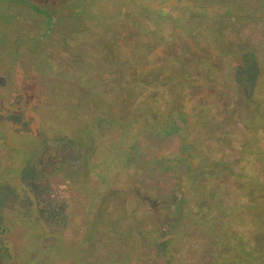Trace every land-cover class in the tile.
Here are the masks:
<instances>
[{
  "label": "rangeland",
  "instance_id": "rangeland-1",
  "mask_svg": "<svg viewBox=\"0 0 264 264\" xmlns=\"http://www.w3.org/2000/svg\"><path fill=\"white\" fill-rule=\"evenodd\" d=\"M4 1V5L14 4L13 10L18 11L16 7H20V0ZM38 1L41 0L36 2ZM42 1L56 6L61 4V0ZM150 1L154 5L160 2ZM176 1L185 4L187 0H169L170 3ZM201 2L212 4L215 8L217 16L214 20L215 24H219L217 27L205 31L204 24H196V33L190 34L185 24L189 23L191 17L185 16L180 20H183L182 24H178L176 28L172 26L171 19H163L165 31H170L167 30L170 27L175 28L178 33L175 38L177 44L168 51L155 34L148 38L145 33H138L131 20L125 18L122 23L117 22L114 26V35L109 32L110 39L106 42L110 56L108 58L111 63L130 60L132 65L128 63L127 69L132 73V77H136L134 82L141 83V87L149 95L151 91L159 90L157 97L170 93L175 100L181 101L180 95L185 96L196 87L204 98H212L209 102L219 103L216 93L214 94L211 86L207 85L209 81L195 75L194 72L197 71L190 70L187 74L180 72L178 61L170 59L172 55L179 61L188 57L194 59L192 64L195 65L199 49L205 46L209 51L208 60L212 61L215 68L199 61L201 67H209L216 77L215 87L219 86L226 92V95H221L224 104L229 102L230 106L240 105L244 124L257 132L243 135L247 145L243 146L240 142L235 144L242 145L246 150L243 154L253 159L251 162L261 165L262 161L255 155L261 156L264 153L261 152L264 151V43L258 44L256 40L251 39L250 43L242 44V50L237 46L231 48L236 40L234 29L245 30L241 22L233 21L231 15H243L251 10L249 8L254 4L246 0L196 1L197 4ZM141 3L144 8L149 6L146 5L147 0H141ZM3 4H0V9L4 8ZM9 17V14H3L0 20V33L4 32V36L9 30H13L8 28L12 26H7ZM18 19H14V23H17ZM12 28L17 31L15 26ZM17 28L19 29V26ZM133 30L143 36L137 40L132 35ZM72 46V49H78L81 55L88 58L99 57V49L90 35L85 38L81 36V40L72 42ZM145 46L151 47L147 53V50L142 52ZM248 52L252 56L251 60L247 57L249 61L243 59ZM64 64L69 68L65 69L64 73L69 75L73 67L67 62ZM61 73L59 72L60 75ZM18 76L14 91L10 90L5 94L4 82L1 84L2 88L0 87V126L12 140L9 148L0 140V222L10 221L14 227L3 236L11 249V258L5 259L3 264H264V252L261 250V247L264 248V188H260L264 187L261 186L263 182L256 184L259 188L249 199H239V195L246 197L245 191H250L249 184H245L246 179L243 178L241 181L229 179L232 184L228 182L227 189L224 184L213 194L215 184L221 182L212 175V168L216 163L210 165L209 157L205 155L207 142H202L201 146V143L189 140L195 126L190 123V126L186 124L184 127L183 115L179 117L178 114L165 110L160 113L171 116L169 119H162L158 115L147 116L146 123L151 124L154 129L141 133L145 128L144 124L133 122L130 125L131 137L128 138L126 129L102 118V114L106 113L104 112L95 118L91 129L88 128L92 131L85 133L81 138L73 132L87 127L85 118H79L77 122L69 119L71 121L67 125L60 116L73 113L81 106L98 105L100 111L109 109L110 114L116 118L119 114L116 109L120 111L116 103L121 93H111L114 88H106L103 83L98 84L95 81L96 83H90L92 87L82 91V96L73 86V78L70 77L60 79V83L49 82L47 85L42 81L47 78L41 76L34 75L33 79L25 81ZM17 78L21 88H18ZM2 79L0 77L1 81ZM233 79L243 84H237L233 89L229 87L227 91L226 86L231 84ZM53 84L55 86H49ZM94 93L107 104L96 101ZM185 100V109L194 103L204 107L202 102ZM244 103L251 106L243 107ZM224 104L221 103V109ZM225 107L227 108L226 105ZM153 109L167 108L155 102ZM204 109L208 110L206 107ZM121 128L124 133H121ZM137 132L140 135H137ZM199 133H207L210 137L214 132L207 127ZM54 138L57 139L56 142L52 141ZM70 142L78 145V154L68 157L59 175L48 177L38 170L32 171L38 169L37 165L45 146L50 145L55 149L59 145L67 146ZM186 145L196 153H201L203 148L201 156L205 162H201V156L198 155L200 161L195 163L196 159ZM260 145L262 147H259ZM123 151L124 154H119ZM116 156L114 165H123L129 171H136L137 175L134 172L132 175V184L128 180V187L124 177L116 179L118 171L122 168L105 169V165L111 164V158ZM228 157L230 158L229 155ZM237 168H240L239 172L243 175L247 174L245 169L238 165ZM104 170L110 183L103 184ZM184 172L190 176L193 172V187ZM78 174L80 180H73L72 177ZM180 177H183V180ZM258 179L264 180L263 177ZM235 185L240 186L238 191ZM107 186L111 190L106 189V192L117 188L115 192L119 194L108 196L104 208L98 199L101 193L105 194L104 188ZM180 186L185 191H177ZM251 187L253 189L254 185ZM20 188H23L26 194L20 192ZM177 192H180L177 200L185 201H176L177 204L175 202L169 207L167 198L172 199ZM202 202L205 205L200 207L199 203ZM59 204H65L67 212L63 214L60 224H55L53 211ZM164 207L167 211L170 210L167 216L174 217V223L181 221V225H178L179 230H175L170 242L159 243L156 239L158 235L152 234L160 228L162 230L163 226H167L166 231L170 228L168 221L164 222ZM199 207L204 211H199ZM196 211L204 212L203 216L211 213L212 220L201 222L205 217L198 216L194 213ZM195 214L200 220L193 217ZM219 218L221 221L227 219L221 229L226 233L223 238L217 237L219 233L215 232ZM209 226L213 233L208 232ZM177 231H185L188 238L184 240L182 236L183 239H180L176 235ZM145 236L149 242L145 240ZM199 237L203 241L192 240H198ZM221 246L225 247L221 250ZM251 248L254 250H250Z\"/></svg>",
  "mask_w": 264,
  "mask_h": 264
},
{
  "label": "trees",
  "instance_id": "trees-1",
  "mask_svg": "<svg viewBox=\"0 0 264 264\" xmlns=\"http://www.w3.org/2000/svg\"><path fill=\"white\" fill-rule=\"evenodd\" d=\"M36 1L37 0H20V7L17 5L16 9H18V11H16L15 14L12 12L14 7L10 8L6 5V7L0 9V20L2 19L3 14H9V12H12L9 14L10 18L12 19L9 18L8 22H11L10 26H15V29H17V31H15L14 28L8 27L14 31L9 30L5 36L3 35L4 32L0 33V77L3 78L2 81L0 80V87L2 88L1 84L4 82L3 87L6 88L5 94L14 89L15 80L19 74L21 75H19L18 78H23L24 81L33 79L35 76L47 78L42 80L43 83L46 82L45 84L47 85L49 82L60 83L62 82L60 79H63L64 77H70V79L73 78V86H75L77 88V92L81 94L83 90H88L90 87H92L90 83L98 82L99 84V82H101V84L103 83L106 88H114L111 90V93L113 91H118V94H122L118 95V100L116 103L117 108H119L120 111L118 112V109L113 107V109H116L117 113L119 114H117V117L115 118L110 114L109 109L100 111L98 105H96L95 107L81 106L79 110H75L73 113H68L65 116L61 115L60 119L62 118L65 120L67 125H69L71 120L73 122H77V119L85 118L84 120L87 122V127L76 129L73 132L75 136L81 137L85 133L92 131L88 129L92 125V122H94L95 118L99 117L100 114L106 112L102 114V118L104 120L107 119L108 121L115 122L117 125L119 124L124 130L126 129V132L129 133L128 138H130V134L132 133L130 125L133 122L136 124L139 123L140 125L144 124L145 128L141 130V133H146L147 131L154 129L152 128L151 124L146 123L147 116L152 115V117H154L155 115H158L162 119L167 117L169 119L171 116L161 114L167 110L168 113H176L179 115V117L183 115V126L186 124L190 126V123L194 124L195 127L192 129L189 140L196 141V143H201V146L203 145L202 142H207L208 149L205 151V155L209 157L210 165L216 163L215 167L212 168V175L215 177V179L221 180L220 184H215L214 189L212 190L213 194L224 184L227 189L228 182H230L228 181L229 179L233 181H241L243 178L246 179L245 184H249V193L245 191L246 197L242 195L240 197L239 195V199L242 197V199H249L251 195L253 196L255 191H257L259 188V186H257L258 182H263L261 186H264V180L258 179V177L264 178V153L263 155L261 154V156L255 155L259 156L258 159L262 161L261 165H257L256 163L251 162L253 159L247 157L248 155L243 154L246 150L242 147V145L235 144V142H240V144H243V146L247 145V143L245 144L244 142V136L249 134V132L252 134H256L257 132L251 128L249 129L248 125L246 126V124H244L243 112L239 110L240 105L232 104L230 106L229 102L224 104V100L221 99V95H226V92L219 86H217L218 88L215 87L216 77L213 75L209 67H201V63L199 61L208 64L213 69L215 68V65L212 63V61L208 60L209 51L205 46H202V48L199 49V56L196 58V61H198L195 63V65L192 64V60L194 59L188 57H184L181 61H179L178 58H175L172 55L170 56V59H172V61L173 59L178 61V69L180 72L187 74L190 70L197 71L194 72L195 75L198 77L201 76V78H203L205 81H209L207 82V85L211 86L214 94L216 93V97H218V100H220L218 101L219 103L216 101L209 102L212 98L207 99V96L204 98L203 95L200 94V91L198 92L196 87L193 92L185 94V96L184 94L180 95L181 101L175 100V98H173L170 93L166 94L167 92L165 93L166 95H164V97H157L156 93H159V90L151 91L149 95L143 90L141 83L134 82L136 77H132V73L127 69L128 63L129 65H132L130 60L127 62L119 61L117 63H111L109 60L110 58H108L110 56L106 42L110 39L109 32H113V35L115 34L113 28L117 22L122 23L125 18H129L133 27L138 29V33H145L148 38H151V35L155 34V37L159 40H162V43H164L165 47L169 51L175 47V43L177 44V40H175V38L177 37L178 33L175 28L178 24H182L183 20L181 22L180 20L185 18V16L191 17L189 23L185 24L188 26L190 34L196 33L198 27L196 24H204L205 31L212 30L213 27H217L219 25L215 24L216 21L214 18L217 15L215 14V8L212 7V4L209 5L207 2H201L197 4V0H187L189 2L186 1L185 4L180 3V1L170 3L169 0H157L160 2L157 3L158 5H154L150 0H147L146 5L149 6L144 8L141 0H68V2L61 0V4L57 6L52 5L48 1L44 2L41 0L38 1V3ZM246 1L254 4L252 8H249L251 10L247 12L245 11L246 13L243 15L241 13H234L231 15L235 23L241 22V24L245 27V30L243 29L242 31H240L239 28L234 29L233 33L235 34L236 40H234L233 47L231 48L237 46L242 50V47H244L245 44L250 43L251 39H253V41L256 40L258 44L264 43V35H262V31H264V0ZM204 12L207 14L205 15ZM15 17H18L19 19ZM14 19H18L16 20L17 23H14ZM163 19H171L173 24L172 26L175 28L169 27L167 30L170 31H165V28L162 25L164 23ZM18 26L19 29L17 28ZM251 29H253L254 32ZM9 32L13 34H10ZM86 35L93 37L95 45L99 49L98 58H88L83 54L81 55L80 52H78V49H72L74 47L72 46V42L77 40L79 41L81 40V36L85 38ZM132 35H134L137 40L143 36V34L135 33L134 30ZM226 38L230 39L228 37ZM145 50H147L145 52L147 53L151 50V47H143L142 52ZM224 53L227 55L225 50ZM247 57L249 60H251L252 56L249 52L248 54H245V58L243 59L248 60ZM240 61L243 60L240 59ZM66 62L73 67L70 72L68 71L69 75L64 73L65 69H69L67 64H64ZM194 66H196L198 69L196 70ZM59 72H62L61 75ZM216 73H218L217 70ZM18 78V88H21V85L19 86L20 80ZM86 78L88 80H86ZM230 83L231 84H227L226 86L227 91H229V87L233 89L235 85L243 84V82L237 81L235 79H233V81ZM55 84L49 86H55ZM223 88H225V86H223ZM93 95L96 101H102L103 103L107 104V102H104L105 100L97 97L95 93ZM185 99H190L191 101L195 102H202L204 107L201 108L200 105L197 106L194 103V105L191 104L189 108L185 109ZM190 100L188 101L190 102ZM155 102L167 109H153V103ZM221 103L224 104L222 109ZM244 105L247 107L251 106L248 103H244L243 107ZM205 107L208 110H205ZM216 107L220 108L216 109ZM108 108L111 109V107ZM184 127H182V129ZM207 127H209L212 132H214L213 136L209 137V134L207 133H203V135L199 133L200 130H203ZM123 129L121 133H124ZM83 130L86 132H82ZM136 134L140 135L139 132ZM255 137H257V135ZM0 138L1 142L9 148L8 145L9 143H12V140L11 138L7 137V133L2 126H0ZM56 140L57 139L54 138L52 141L56 142ZM45 143H47V140ZM72 143L73 142L68 143L67 146L59 145L55 149L51 148L50 145L45 146L42 154L43 156L37 165L38 169L32 171L37 172L38 170L43 173V175L48 177L59 175L62 172L63 165L68 160V157L71 155L75 157L78 154V150L76 151V149H78V145H74ZM186 146L189 149L191 155L196 159L195 163H198L200 161V157L198 158V155H203V148L201 153H196L191 147L188 145ZM245 147L248 149L247 146ZM259 147L262 146L260 145ZM124 153V151L119 152V154ZM116 159L117 156L111 158L112 163L105 165V169L110 170L111 167L117 169L122 168L120 171H118V176L116 179H122L124 177L126 184L128 180H130L132 184V175L133 172L136 174V171H129L127 170V167L123 165H114V160ZM202 161L205 162L201 156V162ZM237 165L245 169L247 174L243 175V173H240V168H237ZM189 169L192 170L191 168ZM103 172V184H107V182L110 183L106 171L104 170ZM120 172L122 173L121 175ZM18 173H21V171H18ZM184 175L189 178V181L191 182L190 184L193 187V172H191V176L187 172H184ZM72 179L80 180L79 174L72 177ZM181 179L183 180V177ZM103 184L101 186H103ZM230 184H232V182H230ZM252 184L254 185L253 189L251 187ZM235 187L237 191L240 188V186L236 185ZM22 189L23 188H20V192L25 193V191ZM106 189L109 190L110 187L107 186L104 188L105 194L101 193L100 198L98 199L99 204L104 208H106L108 196H114L116 193H118L115 192L117 188L109 192H106ZM182 189L184 190V188L180 186L177 191L180 190V192H182ZM134 191H132L133 194ZM180 192L174 194L172 199L167 198V203H170L169 207H171L173 203L175 204L176 201H185V199L177 200L179 198ZM199 205L200 207L201 205L203 207L205 203L202 202L199 203ZM200 207L199 211H202L203 209ZM165 208L166 207L163 208V212L166 214L164 222L168 221V226L170 228L168 231H166L167 226H163V231L160 228L156 231V233L152 234V236L156 234L158 235L156 239L159 240V243L164 241H166V243L170 242L171 238L174 237L173 234L175 233V230L177 228L179 230L178 225H181V221L178 220V223H174V217L171 218V216H167V212L170 213V210L168 209L167 211ZM66 212L67 210L65 204H59L53 211V222L55 224H60L63 219V214ZM194 213H196L198 216H203L204 212L200 213L196 211ZM196 214L195 216L193 215V217L200 220ZM203 217H205V219L200 220L201 222L206 223V220H212L211 213ZM226 220L221 221L219 218L215 229V232L219 233L217 237H225L226 233L221 229ZM6 223L0 222V264H3L5 259L11 258L9 242L6 241L3 236L8 234V232H10L14 227L12 222L6 221ZM184 226L185 225H183V227ZM207 230L208 232L211 231L213 233V230L210 228V226ZM176 235H178L180 239H183L182 236H184V240L185 238H188V236L185 234V231L180 233L177 231ZM145 240L149 242V239L146 236ZM192 240H194V242L203 241L201 237H199L198 240L193 238ZM224 247L225 246H221L219 249L222 250ZM256 248L257 247H255V250ZM250 250L254 249L251 248ZM261 250L264 252L263 247H261Z\"/></svg>",
  "mask_w": 264,
  "mask_h": 264
},
{
  "label": "flooded vegetation",
  "instance_id": "flooded-vegetation-1",
  "mask_svg": "<svg viewBox=\"0 0 264 264\" xmlns=\"http://www.w3.org/2000/svg\"><path fill=\"white\" fill-rule=\"evenodd\" d=\"M3 2L5 3V1L4 0H0V4H3ZM4 5V4H3ZM7 6H9L10 8H12V5H7ZM4 7H6V5H4ZM12 12H14L13 14H15L16 13V11H12ZM12 12H9V14H11ZM10 18V17H9ZM10 19H12V18H10ZM1 23V22H0ZM11 25V22H8V24H7V26H10Z\"/></svg>",
  "mask_w": 264,
  "mask_h": 264
}]
</instances>
